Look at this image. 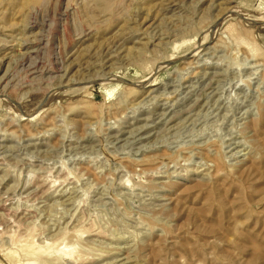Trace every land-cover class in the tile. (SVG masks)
I'll return each mask as SVG.
<instances>
[{
    "label": "rangeland",
    "instance_id": "rangeland-1",
    "mask_svg": "<svg viewBox=\"0 0 264 264\" xmlns=\"http://www.w3.org/2000/svg\"><path fill=\"white\" fill-rule=\"evenodd\" d=\"M0 264H264V0H0Z\"/></svg>",
    "mask_w": 264,
    "mask_h": 264
},
{
    "label": "bare ground",
    "instance_id": "bare-ground-1",
    "mask_svg": "<svg viewBox=\"0 0 264 264\" xmlns=\"http://www.w3.org/2000/svg\"><path fill=\"white\" fill-rule=\"evenodd\" d=\"M197 50H199V49H197Z\"/></svg>",
    "mask_w": 264,
    "mask_h": 264
}]
</instances>
